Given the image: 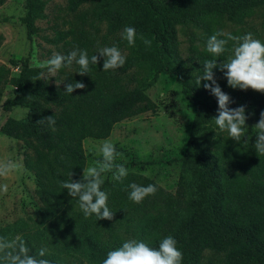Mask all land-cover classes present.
Listing matches in <instances>:
<instances>
[{
  "label": "trees",
  "instance_id": "1",
  "mask_svg": "<svg viewBox=\"0 0 264 264\" xmlns=\"http://www.w3.org/2000/svg\"><path fill=\"white\" fill-rule=\"evenodd\" d=\"M47 1L24 0L19 19L28 39L39 29L35 21L44 16ZM88 1L95 18L106 20L108 31L136 29L134 49L130 47L126 63L116 69L124 74L134 68L130 76L134 84H129L130 78L121 81L122 76L103 71L101 59L97 65L90 64L89 74L83 76L75 63L74 72L60 69L62 84L40 79L42 69L30 64L27 56L9 60L18 66L13 76L0 63V95L6 84L13 86L2 108L26 107L23 116L7 117L0 131L21 141L22 162L34 176L42 203L34 220L23 219L1 229L0 236L12 239L18 234L31 255L46 247L50 255L44 258L51 264H102L107 253L126 240H141L156 248L169 235L183 253L182 264H202L204 250L220 255L221 264H264V155L254 148V125L264 111V93L233 89L223 72L213 69L217 83L233 101L229 107L245 106L247 140L238 143L215 124L218 101L203 87L211 82L196 84L205 62L214 59L206 50L209 37L218 31L244 35L236 29L225 32L224 26L243 23L256 9H264V0H67L68 9L75 11ZM177 25L199 29L202 47L191 43L182 55ZM58 32V38L69 34L68 30ZM144 39L151 45H145ZM121 41L126 40L120 37ZM234 43L229 41L218 64L232 55ZM83 47L81 42L80 50ZM87 53L89 58L94 55ZM158 72L178 76L180 91L193 106L177 193L160 201L156 191L142 203H134L129 199V184H154L161 189L151 178L129 171L123 183L104 180L101 186L109 193L113 219L86 218L78 198L62 187L65 181L82 179L78 178L85 163L82 139L105 137L115 121L154 112L156 104L145 89ZM75 81L86 87L68 94L66 85ZM50 115L56 121L55 131L46 119L38 123Z\"/></svg>",
  "mask_w": 264,
  "mask_h": 264
},
{
  "label": "rangeland",
  "instance_id": "2",
  "mask_svg": "<svg viewBox=\"0 0 264 264\" xmlns=\"http://www.w3.org/2000/svg\"><path fill=\"white\" fill-rule=\"evenodd\" d=\"M24 0H0V63L10 69V75L18 71L17 65H11L10 59L27 56L30 64L39 65L54 54H64L80 50L84 43L85 51L99 56L98 50L105 46H116L122 54L130 51L127 41L118 42L121 33L108 31L106 20L98 21L91 12V2H83L75 11L68 9L67 0H48L44 16L35 23L36 34L28 39L25 28L19 17L23 13ZM177 47L182 55L191 43L202 47L201 31L192 26L177 25ZM236 29L241 34L253 33L254 38L264 42V9L255 12L241 24H226L224 31ZM68 30L67 35L58 38L59 32ZM55 40H51V39ZM134 49V46H131ZM103 61V57H100ZM72 67L65 71L74 72ZM47 77L46 70H42ZM111 75L122 76L121 81L134 74V68L119 73L109 70ZM54 83L64 82V73L57 72L48 78ZM129 84H134L130 78ZM146 93L154 100V112L144 111L135 116L115 121L105 137L86 136L82 139L84 165L78 176L83 177V168L102 161L99 149L105 141H111L120 154L115 163L123 164L128 172L141 174L154 180L161 190L157 189V199L173 196L179 188V175L183 166L182 155L189 124L193 116V106L180 91L179 78L158 72ZM13 94V86L6 84L0 95V125L7 117L18 118L24 115L26 107L14 104L8 110L1 103ZM22 144L18 139L8 137L0 131V160L12 159L22 165L7 179H0V185L7 184L8 191L0 192V230L16 225L21 220L31 222L38 216L41 200L37 192L32 172L22 162ZM105 181H112V172L104 173ZM126 234V233H125ZM18 235V234H17ZM128 235V234H126ZM202 264H221L220 255L204 250Z\"/></svg>",
  "mask_w": 264,
  "mask_h": 264
},
{
  "label": "clouds",
  "instance_id": "3",
  "mask_svg": "<svg viewBox=\"0 0 264 264\" xmlns=\"http://www.w3.org/2000/svg\"><path fill=\"white\" fill-rule=\"evenodd\" d=\"M136 29L126 26L122 33V39L127 44L135 46ZM226 37V38H220ZM143 39V37H141ZM229 41H234L232 55L226 61L219 64L217 59L228 51ZM144 44L151 45V41L144 39ZM206 50L214 59L205 62L202 76L196 80L200 86L201 80L210 81L204 83L203 87L209 89L218 101V114L214 117L215 124L220 131H226L229 138L240 143L246 142V116L245 106L230 108L232 99L222 91L213 73L214 68H219L227 79V84L233 89L248 90L252 89L264 93V42L254 38L253 33L249 32L242 36H233L223 31H218L209 37ZM99 56L92 55L90 58L85 50H73L68 55L54 54L47 61L39 64V68L46 70L41 73L40 79L50 78L57 74L62 68H71L73 63L79 65V74L85 75L90 72V64L97 65L100 57H103V71L116 70L126 63V56L122 54L116 46H105L98 50ZM86 85L82 82L68 83L66 92L72 94L75 89H84ZM55 131V119L50 115L38 120V123H45ZM257 130L254 148L256 153L264 155V111L260 113L259 121L254 125ZM102 161L83 168V177L79 181H65L62 187L67 189L68 194L73 198H78L79 207L83 215L87 218L95 215L97 220H112L114 212L108 206L109 193L103 191L101 186L104 184V173L112 172V179L123 183L128 176V170L123 164L115 163L120 155L115 145L111 141H105L99 149ZM22 165L18 162L7 159L0 160V179L9 178L14 172L19 171ZM72 175V174H71ZM131 189L129 199L134 203L140 204L148 196L155 195L157 187L154 184L141 186L136 183L128 185ZM8 185H0V192L6 193ZM50 255L46 247H41L37 255H31L26 241L19 235L9 239L0 236V264H51ZM39 257V258H37ZM183 253L177 248V241L172 236L163 238L159 246L154 248L141 240L129 239L121 246L110 250L102 264H182Z\"/></svg>",
  "mask_w": 264,
  "mask_h": 264
}]
</instances>
